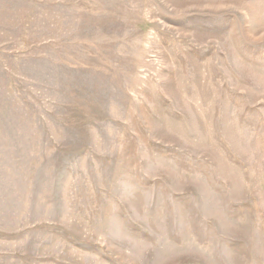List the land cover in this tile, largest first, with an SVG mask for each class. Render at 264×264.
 <instances>
[{
	"label": "rangeland",
	"instance_id": "1",
	"mask_svg": "<svg viewBox=\"0 0 264 264\" xmlns=\"http://www.w3.org/2000/svg\"><path fill=\"white\" fill-rule=\"evenodd\" d=\"M0 264H264V0H0Z\"/></svg>",
	"mask_w": 264,
	"mask_h": 264
}]
</instances>
